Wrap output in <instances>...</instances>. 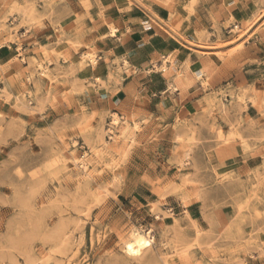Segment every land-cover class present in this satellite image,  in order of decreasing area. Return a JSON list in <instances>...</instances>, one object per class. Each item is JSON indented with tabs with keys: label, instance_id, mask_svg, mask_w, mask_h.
I'll return each mask as SVG.
<instances>
[{
	"label": "rangeland",
	"instance_id": "1",
	"mask_svg": "<svg viewBox=\"0 0 264 264\" xmlns=\"http://www.w3.org/2000/svg\"><path fill=\"white\" fill-rule=\"evenodd\" d=\"M252 5L237 17L240 0H0V264H264V92H190L241 70L225 68L233 55H264L251 44L264 0ZM121 20L201 52L186 70L166 53L163 90L127 62L96 73L87 21L107 25L104 41ZM118 86L122 104L96 98ZM135 232L151 239L137 257Z\"/></svg>",
	"mask_w": 264,
	"mask_h": 264
},
{
	"label": "crops",
	"instance_id": "2",
	"mask_svg": "<svg viewBox=\"0 0 264 264\" xmlns=\"http://www.w3.org/2000/svg\"><path fill=\"white\" fill-rule=\"evenodd\" d=\"M240 4L242 6L241 8L235 7L233 9L236 16H242L241 9H243L246 11L247 16L251 17L252 12L250 11L253 6L252 0H240ZM226 21H228V15L222 14V23H225ZM87 25L88 30L87 36L85 37L86 40L89 43H93L95 42V37H97L100 41L99 44H103L102 49H100L102 61L100 66L96 69V73L102 71L103 75L106 76L108 66L113 68L120 66L125 69V62H127L128 70L132 74V80L138 83L142 81L141 79L148 78L151 82L154 81L161 84L162 90L168 85V80L163 77L161 72H157L154 69L155 67L158 68L163 65L164 59L167 56L166 53L171 55L174 54L176 56L175 66L186 70V63L190 61V57L192 55L197 56L195 51H200L193 49L194 52L191 53L188 50L179 49V47H176L171 35L155 24H152L151 27L144 26V28L142 27V29L138 30L136 28L132 29L134 24H127L121 20L117 33L113 36H108L104 41L100 39L106 35H102L104 32L109 31L107 25L97 24L96 28L95 23H90L88 21ZM199 28L198 30H200ZM192 29L193 30L191 31H184V36L190 41H196L198 37L194 34L195 27H192ZM175 37L178 40H181L178 36ZM251 37L252 43L250 38L248 39V43L258 44L264 42V40L262 41L259 39L256 33H253ZM39 42L41 43V41ZM29 45L30 46H27L24 49L25 53L31 52L35 48L33 43ZM248 53L245 56L243 54H241V56L239 54L233 55L229 61V65L227 64L228 66L225 67H238L239 63H243L241 70L235 72H214L208 76L203 74L202 79L195 82L196 87L191 89L190 92L194 94L203 91L204 88L202 82H205L207 86L212 89L231 85L236 89L246 88L250 92L252 91V87H254L256 91L264 92V76L261 74L263 68L261 65L264 63V55ZM198 59L199 60L194 61L193 66L198 72H200L202 71V62L207 63L210 61V57L203 55L202 57H198ZM106 60H108V62H106ZM252 60H255V63L249 62ZM170 65L171 64L168 63V66ZM149 68L154 73L150 76L147 74L144 75V73H148L147 70ZM159 90L161 89H155V91ZM200 94H202V92ZM96 98L100 99L103 103L107 102L109 105L117 106L126 100L127 91L123 90L121 86H118L117 89L112 90L111 94H97ZM248 110L250 111L248 113L250 116L256 114L254 106L249 105Z\"/></svg>",
	"mask_w": 264,
	"mask_h": 264
},
{
	"label": "bare ground",
	"instance_id": "3",
	"mask_svg": "<svg viewBox=\"0 0 264 264\" xmlns=\"http://www.w3.org/2000/svg\"><path fill=\"white\" fill-rule=\"evenodd\" d=\"M151 245V239L140 232H135L133 238L126 243V251L131 256H139L142 251Z\"/></svg>",
	"mask_w": 264,
	"mask_h": 264
}]
</instances>
